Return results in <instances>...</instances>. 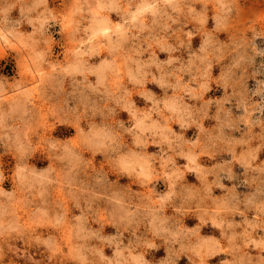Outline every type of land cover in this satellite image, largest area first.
Wrapping results in <instances>:
<instances>
[{"label":"rangeland","instance_id":"rangeland-1","mask_svg":"<svg viewBox=\"0 0 264 264\" xmlns=\"http://www.w3.org/2000/svg\"><path fill=\"white\" fill-rule=\"evenodd\" d=\"M0 264H264V0H0Z\"/></svg>","mask_w":264,"mask_h":264},{"label":"bare ground","instance_id":"bare-ground-1","mask_svg":"<svg viewBox=\"0 0 264 264\" xmlns=\"http://www.w3.org/2000/svg\"><path fill=\"white\" fill-rule=\"evenodd\" d=\"M105 30V29H104Z\"/></svg>","mask_w":264,"mask_h":264}]
</instances>
